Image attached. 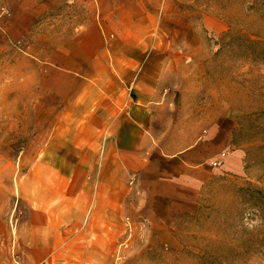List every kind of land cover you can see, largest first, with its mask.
I'll use <instances>...</instances> for the list:
<instances>
[{
  "label": "crops",
  "instance_id": "0c3cea01",
  "mask_svg": "<svg viewBox=\"0 0 264 264\" xmlns=\"http://www.w3.org/2000/svg\"><path fill=\"white\" fill-rule=\"evenodd\" d=\"M95 1L99 21L90 16L63 46L41 86L52 84L40 101L52 135L30 160L20 157L18 202L0 208V264H118L126 241L130 255L143 239L154 242L173 210V178L200 179L185 168L203 164L198 136L168 150L183 127L174 72L187 61L173 55L183 47L175 39L194 28L170 0ZM201 21L209 32L226 30L214 16Z\"/></svg>",
  "mask_w": 264,
  "mask_h": 264
},
{
  "label": "rangeland",
  "instance_id": "374dc122",
  "mask_svg": "<svg viewBox=\"0 0 264 264\" xmlns=\"http://www.w3.org/2000/svg\"><path fill=\"white\" fill-rule=\"evenodd\" d=\"M170 1L194 30L175 39L183 47L173 55L187 61L174 72L182 81L183 127L168 150L198 136L204 161L185 167L201 173L197 181L173 178L167 204L173 210L161 218L154 242L141 239L130 255L126 241L120 249L129 253L118 264H264V0ZM98 12L95 0H0L1 209L18 202L26 170L20 157L30 160L52 135V116L40 105L52 84L41 86L57 69L58 52L76 41L90 16L99 21ZM204 16L219 18L226 30L209 32ZM221 153L224 162L213 167ZM126 222L131 238L136 227Z\"/></svg>",
  "mask_w": 264,
  "mask_h": 264
},
{
  "label": "built area",
  "instance_id": "2783aa9c",
  "mask_svg": "<svg viewBox=\"0 0 264 264\" xmlns=\"http://www.w3.org/2000/svg\"><path fill=\"white\" fill-rule=\"evenodd\" d=\"M226 153H221L216 159H214L211 164L213 167H220L225 160Z\"/></svg>",
  "mask_w": 264,
  "mask_h": 264
}]
</instances>
